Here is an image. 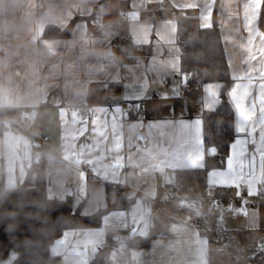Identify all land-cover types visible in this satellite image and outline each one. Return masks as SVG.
Instances as JSON below:
<instances>
[{"label":"crops","instance_id":"crops-1","mask_svg":"<svg viewBox=\"0 0 264 264\" xmlns=\"http://www.w3.org/2000/svg\"><path fill=\"white\" fill-rule=\"evenodd\" d=\"M102 1L111 4L105 15ZM116 2L0 0V179L15 186L41 157L47 196L70 195L82 214L104 209L98 224L65 228L52 240L49 252L62 264H89L101 246L102 264H209L220 242L171 216L165 202L174 193L179 207L220 219L242 241L264 243V199L257 197L264 194V0H124L118 28ZM177 10L220 31L235 134L206 186L225 190L221 206L235 218L201 204L206 186L173 184L176 169L204 164L201 113L216 106L221 86L205 82L200 95H182ZM118 33L132 36L142 61L106 62ZM122 100L135 107L126 110ZM113 226L127 242L115 243ZM154 228L146 243H131ZM235 263L216 254V264Z\"/></svg>","mask_w":264,"mask_h":264},{"label":"trees","instance_id":"trees-1","mask_svg":"<svg viewBox=\"0 0 264 264\" xmlns=\"http://www.w3.org/2000/svg\"><path fill=\"white\" fill-rule=\"evenodd\" d=\"M176 40L180 47V71L186 74L181 86L184 97L200 95L205 82L221 83L218 103L201 113L205 148L214 145L217 154L210 156L206 153L201 167L174 171L177 187L202 188L207 185L208 170L224 165L229 143L235 134L234 111L226 95L232 78L216 25L202 26L196 16L185 15L177 10ZM33 174L34 182L29 184V177ZM216 191L225 193L224 189L218 187ZM103 210L82 214L72 209L70 195L47 196L44 164L40 157L27 168L25 179L15 186L7 187L0 179V258L13 249L17 252L14 264H62L59 256L49 252L52 240L65 228L98 224ZM156 229L145 236L131 238V243H146ZM106 251L107 246L99 247L89 264H102ZM216 254V250H210L209 264H216Z\"/></svg>","mask_w":264,"mask_h":264},{"label":"built area","instance_id":"built-area-1","mask_svg":"<svg viewBox=\"0 0 264 264\" xmlns=\"http://www.w3.org/2000/svg\"><path fill=\"white\" fill-rule=\"evenodd\" d=\"M124 0H117L116 2V22L115 27H119L120 23L125 20L127 16V9L122 7L121 2ZM111 4L109 1H102L99 3V12L101 15L107 14ZM162 3L157 5L160 8ZM132 41L131 35H123L118 33L117 37L111 40L109 44V51L105 53L106 62H125V61H142V56L137 55L135 50L130 47ZM110 100V98H109ZM121 103L126 110H132L135 106L133 102L122 100ZM24 113H28L27 110H22ZM47 137H43L42 140L45 141ZM85 170L91 169V164H84ZM173 184L177 187L175 178L173 176ZM113 189L123 190L126 188V183L124 182H112L110 184ZM203 195L200 198V202L204 207L215 204L221 207V212L223 214L229 215L231 218L236 217V213L228 208L223 207L222 201L223 196L218 194L216 188L212 185L203 188ZM230 198L231 196L228 195ZM259 199H264V194L259 193L257 195ZM139 199L149 200L146 194H139ZM170 207V214L173 218L179 220L180 222L191 224L201 228L205 233L213 235L219 242V246L216 248V252L219 256H226L237 260L241 264H264V243L259 239H253L250 242H245L240 240L232 231L228 230L224 223L221 221L219 223L208 222L201 215L197 214L193 210H186L179 207V200L176 193L168 197L165 202ZM249 202H247L248 204ZM110 234L115 236V243L120 245L127 242L126 232L123 229L113 226L109 230Z\"/></svg>","mask_w":264,"mask_h":264},{"label":"water","instance_id":"water-1","mask_svg":"<svg viewBox=\"0 0 264 264\" xmlns=\"http://www.w3.org/2000/svg\"><path fill=\"white\" fill-rule=\"evenodd\" d=\"M184 14V12H183ZM186 80V74L185 73H181V83L183 84ZM35 116V110H31L30 112V118L32 119ZM206 153L210 156H213L215 154H217V149L216 146L214 145H209L206 147ZM39 159V154H37L34 157V161H37ZM164 181L170 183L172 180L169 177L168 172L165 174L164 176ZM220 222V219H218L217 223ZM17 258V252L13 249H9L8 253L6 254V256L0 258V264H14V261Z\"/></svg>","mask_w":264,"mask_h":264},{"label":"rangeland","instance_id":"rangeland-1","mask_svg":"<svg viewBox=\"0 0 264 264\" xmlns=\"http://www.w3.org/2000/svg\"><path fill=\"white\" fill-rule=\"evenodd\" d=\"M259 239H262V237L261 238H259ZM261 241V240H260ZM236 264V263H235ZM238 264H240V263H238Z\"/></svg>","mask_w":264,"mask_h":264}]
</instances>
